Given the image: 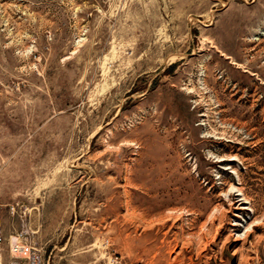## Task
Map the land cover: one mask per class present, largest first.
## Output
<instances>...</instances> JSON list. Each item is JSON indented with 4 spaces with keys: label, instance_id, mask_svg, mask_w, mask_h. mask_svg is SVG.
I'll use <instances>...</instances> for the list:
<instances>
[{
    "label": "rangeland",
    "instance_id": "374dc122",
    "mask_svg": "<svg viewBox=\"0 0 264 264\" xmlns=\"http://www.w3.org/2000/svg\"><path fill=\"white\" fill-rule=\"evenodd\" d=\"M0 213V264H264V0H0Z\"/></svg>",
    "mask_w": 264,
    "mask_h": 264
},
{
    "label": "built area",
    "instance_id": "2783aa9c",
    "mask_svg": "<svg viewBox=\"0 0 264 264\" xmlns=\"http://www.w3.org/2000/svg\"><path fill=\"white\" fill-rule=\"evenodd\" d=\"M5 241L4 219L0 213V247ZM11 251L14 254L10 264H41V255L31 243L23 241L19 237L12 241Z\"/></svg>",
    "mask_w": 264,
    "mask_h": 264
}]
</instances>
